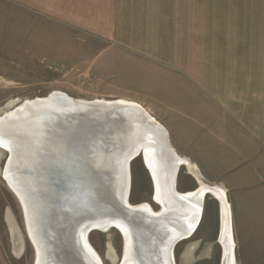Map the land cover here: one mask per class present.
Segmentation results:
<instances>
[{
	"label": "rangeland",
	"instance_id": "374dc122",
	"mask_svg": "<svg viewBox=\"0 0 264 264\" xmlns=\"http://www.w3.org/2000/svg\"><path fill=\"white\" fill-rule=\"evenodd\" d=\"M102 50L77 32L0 3V116L55 92L87 101L153 103L150 107L171 132L174 147L190 155L203 174L192 163L182 164L177 190L193 192L201 182L224 190L233 214L236 264H264V142L259 146L253 136H246L224 106L188 74L140 65L115 56V50L99 54ZM91 64L93 73L64 72ZM7 158L0 147V264H35L20 202L3 178ZM131 185L132 205L148 203L155 211L161 209L153 201L155 187L142 157L131 165ZM220 210L218 200L208 194L193 236L174 249L176 264H222ZM90 243L103 264L122 263L124 239L119 230L94 231Z\"/></svg>",
	"mask_w": 264,
	"mask_h": 264
},
{
	"label": "bare ground",
	"instance_id": "6f19581e",
	"mask_svg": "<svg viewBox=\"0 0 264 264\" xmlns=\"http://www.w3.org/2000/svg\"><path fill=\"white\" fill-rule=\"evenodd\" d=\"M55 94L66 95L63 92H55ZM32 101H26L18 106L19 110H22L26 104H32ZM94 101L108 105L118 104L120 107L125 106V110L119 112H123L128 119L127 127L122 129L126 132L120 133L114 127L116 133L112 136V134L110 135L111 132L108 131L107 135H110L113 141H117L118 145L124 143V147L130 146L142 150L145 155L147 169L154 183L156 200L162 205V210L155 211L148 203L132 205L130 203L132 187L131 167L129 169L122 163L117 172L113 171V165H111L109 160L116 157L117 151L114 150L112 155H108L109 160L106 159L104 161L107 155L91 147L88 150L90 153L88 157L89 167L85 169L86 167H81V165H74L75 169H73L66 166V172L75 177L76 184L80 182L81 177H84L82 182H80L82 187H78V190H84L85 193L88 192V195L92 196L91 203L103 202L98 206L102 209L101 211L110 207L113 212L106 215L104 212L92 211L94 214L90 213L84 218L74 219L75 215L72 216L71 211L69 212V204L64 203L66 200L70 201L69 197L71 195L72 199L77 196L74 192V195L72 194L71 179L67 177V180H62L63 187L60 191L52 184L50 185L53 179L57 181V178L62 175L52 174L42 157L48 154L56 158L67 157V151L54 152L51 147H53L52 141L55 138L63 136L61 135L64 133L62 131L63 128L70 129L77 124L78 117H72L86 113V116L100 121L104 119V113L97 114L73 105L62 107L57 103H49L36 107L32 105L31 108L29 107V109L18 115L15 110L17 109L16 107L0 116V147L3 149L8 148L13 143L19 148L17 156L19 160H17V164L13 168L15 175L9 174L10 176L6 177L13 193L18 194L22 198L17 189L19 187L25 189L26 186V189L38 193L37 195L40 198L38 201L39 206L37 204L34 205L38 212L31 210L34 218L32 220L34 224L32 239L39 255V261H41L39 264H103L99 253L90 243L91 233L100 230H94L90 233L89 243L85 245L86 248L83 249L81 246L84 229L92 225L101 230H106L110 226H114L111 229L121 230L120 232L124 239V257L120 264H176L174 257L176 246L174 247V243L177 239L184 241L193 236L200 224L204 200L208 194L217 199L220 204L221 224L219 240L224 250L223 264H236L233 214L226 192L220 188L203 184V182H201L199 189L193 192L180 193L177 189L174 191L169 180V166L171 164H187V162L168 149L169 147L165 143V140H169L168 134L160 123L137 103L125 100ZM133 106L136 108V113L130 111V107L132 108ZM7 117H11V121H5ZM115 117L116 115L113 114L112 118L115 119ZM102 138L104 139L105 136ZM103 139L99 140V145ZM88 169L93 173L87 172ZM27 170H33L36 175L32 177ZM109 175L114 176L111 181V190L114 197L121 198L125 204L127 198L125 199L124 196L127 197L129 195V202L126 205L131 208H138V210L141 208L147 209L148 217L143 215V217L128 221L118 214L119 204H111L107 200ZM50 177L52 178L50 179ZM86 181L90 182L89 185ZM74 189L76 188L74 187ZM56 199L57 201H55ZM43 208L47 209L50 219L49 224H44L41 228L38 220L40 218L39 211L43 213ZM91 209L95 210V207L92 205ZM65 212L69 213L68 223L66 224L61 223V218L59 217H62ZM75 220L82 221V223L72 230L68 229L71 224H74L72 221ZM190 225L193 226V234L187 232ZM43 229L48 231V236L43 232ZM86 250L92 252V256Z\"/></svg>",
	"mask_w": 264,
	"mask_h": 264
},
{
	"label": "crops",
	"instance_id": "0c3cea01",
	"mask_svg": "<svg viewBox=\"0 0 264 264\" xmlns=\"http://www.w3.org/2000/svg\"><path fill=\"white\" fill-rule=\"evenodd\" d=\"M0 3L87 37L103 48L99 54L115 50V56L135 59L140 65L188 74L213 95L215 102L224 106L246 136H253L258 145L264 142V0H0ZM93 66L84 70L63 69L65 73L89 74L94 72ZM100 71L96 70V74ZM98 78L95 75L96 82ZM127 100L154 113L150 114L161 122V116L150 107L153 103L148 106L146 101ZM160 125L177 155L187 164H194L203 175L198 163L177 150L171 132Z\"/></svg>",
	"mask_w": 264,
	"mask_h": 264
},
{
	"label": "water",
	"instance_id": "95a60500",
	"mask_svg": "<svg viewBox=\"0 0 264 264\" xmlns=\"http://www.w3.org/2000/svg\"><path fill=\"white\" fill-rule=\"evenodd\" d=\"M32 102H33L32 104L24 105V108L22 110H19L20 108L17 107V109H15L17 111L16 113H18V115H20L26 109H29V107L31 108L32 105H34L36 107V106L46 105L49 103H57L59 106H62V107L73 105L76 107L85 108L88 111L95 112L97 114L98 113L99 114L100 113L105 114V116L103 114L104 119H101L100 121L95 120L92 117L86 116V113H82L80 115L72 117V118L78 117L77 118V120H78L77 124L70 129L69 128H63L62 131L64 133L61 134L63 136H59V137L55 138L52 141L53 147H51V148H53L52 150H54V152L67 151L68 152L67 157L66 158L65 157H61V158L57 157L56 158V157H53L52 155L48 154V155L43 156L42 159H43L44 163H46V165L49 168V171L52 174L62 175L61 177L57 178V181L53 179L50 183V185L52 184L53 186H55L58 191H60L61 188L63 187L62 186V180L63 179L67 180V177H68V179H71L70 183L72 184V187H71L72 188L71 189L72 194L74 195V193H75V195H77V196H75V199H72V195H71L69 197L70 198L69 200L71 201V203H70V201H67V200H66L67 202L64 201V203L69 204V212L71 211L72 216L75 215L73 217L74 219L84 218L86 215H88L90 213L94 214V212H92V211H96L98 213L104 212L106 215L112 214L113 210L110 207H108L106 209L104 208L103 211H101L102 209H100V207H98V206L101 205L103 202L91 203L92 196L88 195L89 194L88 192L85 193L84 190H82V191H80V189L78 190V187H82L80 182H82L84 177H81L80 182L78 184H76L77 181H75V177L72 174H68V172H66L65 167L69 166L68 168L75 169L74 165H78V166L81 165V167H86L85 169H87L89 167L88 166V157L90 155L88 150L91 147H94L96 151L107 155L105 157L104 161L106 159L109 160L108 155H112V153H114V150L117 151L116 157L114 154L115 158H112L111 160H109L111 165H113V167H112L113 171L117 172L118 168L120 167V165L122 163L130 169L132 163L137 158H139L140 156L143 158L144 164L147 167L145 155H144V153H142V150H138V149H135L134 147H130V146L124 147V143H122V145H118L117 141H113L111 139L110 135L112 134V136H113L116 133V130H114V127H116L117 130L120 131V133L126 132L122 129H123V127L124 128L127 127L128 119L124 116L123 112H119L121 110L124 111L125 106L120 107V105H118V104L108 105V104H104V103L97 102V101L78 100L74 97H70L68 94H66L65 96H62V95H58L55 93L50 94L49 96H47L46 98H43V99H35ZM118 109H120V110H118ZM130 111H133L134 113H136L135 112L136 108L134 106L132 108L130 107ZM113 114L116 115L115 119L112 118ZM11 117L5 118L6 119L5 121H11V119H12ZM107 128L113 129V130H109V129L107 130ZM108 131L111 132L110 135H107ZM103 136H105L104 139L102 138ZM101 139H103V140L99 145V140H101ZM165 143H166V146L169 147L168 149L171 150L175 155H177L175 150L173 149L171 143H170V140H168V139L165 140ZM4 149L8 153V158H7L4 170H3V178L5 181H7L6 177H9L10 176L9 174L15 175V171H13L14 170L13 168H15V166L17 164V160H19V159H17L19 148L17 145L12 143L8 146V148H4ZM170 159H172V158H170ZM29 161H30V159H29ZM106 162H108V161H106ZM180 167H181V163L178 165L177 164H171L169 166V168H170L169 180L172 183L171 187L174 191H176V189H177V177H178V174L180 171ZM27 172L32 177L36 175L33 170H27ZM87 172L93 173L89 169ZM6 174H7V176H6ZM16 176H17V173H16ZM51 178L52 177H50V179ZM108 178H109V184H108V193L109 194L107 195V197H108L107 200L111 204H116V205L119 204V207H118L119 213L118 214L120 216L124 217L128 221H133L135 218L143 217V215L147 216V213H148L147 209L141 208L138 210V208H131V207H128L126 205V203L129 202V195L127 197L124 196L125 199L127 198L125 204L122 202L121 198L120 199H118L117 197L115 198L114 194L111 190V181L114 179V176L112 177L109 175ZM86 182L89 185L90 182H88V181H86ZM47 183H49V182H47ZM74 187L76 189H74ZM17 188H18V186H17ZM26 188L27 187L25 186V189L22 187H19L17 189L19 191V193L22 195V198H20L18 194H16V193L15 194H16L19 202H20V205H21V208L23 211L27 235H28L29 240H30V242H31V244L35 250V255H36L35 264H39V262H41V261H39V255H38V252L36 251L35 243L33 242V239H32V236L34 233V231H33L34 230L33 229L34 224H33L32 220H34V218L32 217L31 210H33L34 212H38L36 210V208L34 207V205L35 204L38 205V201L40 198L37 195L38 193H36L32 190L26 189ZM113 189H114V187H113ZM76 191H77V193H76ZM26 198H27V200H26ZM55 201H57V199ZM153 201L157 205H159V207L162 206L156 200L155 193H154ZM91 204L93 205V207H95V210L91 209V206H92ZM105 207H106V205H105ZM151 208H152V206H151ZM38 210H39V208H38ZM27 211H28V216H27ZM39 213H40V218L38 221H39L40 227L42 228L44 226V224H47V225L49 224L50 217H48L47 209L45 210V208H43V213L41 211H39ZM68 216H69L68 212H65V214H63L62 217L59 216L61 218V223H64V224L68 223L67 222ZM60 218H59V220H60ZM72 223H74V224L73 225L71 224V227H69L68 229L72 230V229L78 227L79 224L82 223V221L75 220V221H72ZM73 226H75V227H73ZM67 227H68V225H67ZM112 227H114V226H110V227L106 228V230H101V229L97 228L95 225L87 226V228L84 227L85 228L84 229V237L81 239L82 248L83 249L86 248L85 245L89 243V235L92 231L100 230L102 232H107ZM118 230L121 231L120 229H118ZM43 232H45L46 235L48 236L47 230L44 231V229H43ZM187 232H189L190 234H193L194 229H193L192 225H190V227L187 229ZM43 241H44V239H43ZM179 242H181V239H177V241H175L174 247ZM86 252H88L90 254L92 253L88 250H86ZM90 256H92V254ZM223 259H224V257H223ZM78 261L81 262L80 260H78ZM100 264H102V263H100ZM222 264H223V261H222Z\"/></svg>",
	"mask_w": 264,
	"mask_h": 264
},
{
	"label": "flooded vegetation",
	"instance_id": "af4514ba",
	"mask_svg": "<svg viewBox=\"0 0 264 264\" xmlns=\"http://www.w3.org/2000/svg\"><path fill=\"white\" fill-rule=\"evenodd\" d=\"M141 157V156H140ZM133 164V163H132ZM179 175V174H178Z\"/></svg>",
	"mask_w": 264,
	"mask_h": 264
}]
</instances>
